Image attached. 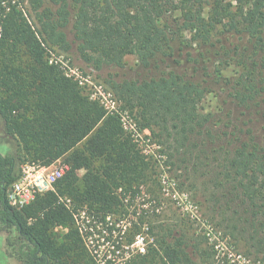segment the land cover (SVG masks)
I'll return each instance as SVG.
<instances>
[{
  "label": "trees",
  "instance_id": "obj_1",
  "mask_svg": "<svg viewBox=\"0 0 264 264\" xmlns=\"http://www.w3.org/2000/svg\"><path fill=\"white\" fill-rule=\"evenodd\" d=\"M24 1L25 9L0 0V119L15 141L0 153V226L15 233L21 263L99 264L81 234L80 213L123 217L137 193L150 194L158 214L119 224L125 264L212 258L201 238L157 212L161 189L155 162L143 152L148 144L48 62V50H70V24L77 53L92 69L122 68L126 56L135 57L143 77L117 81L110 74L106 83L138 130L149 132L168 171L182 177L180 186H201L213 217L264 262V144L249 124L264 117V0ZM231 64L239 73L226 84L230 97L251 118L219 128V116L200 111L209 90L197 77L221 81ZM58 160L70 170L52 191L20 209L8 204L7 189L25 165ZM137 236L146 254L132 249Z\"/></svg>",
  "mask_w": 264,
  "mask_h": 264
},
{
  "label": "rangeland",
  "instance_id": "obj_2",
  "mask_svg": "<svg viewBox=\"0 0 264 264\" xmlns=\"http://www.w3.org/2000/svg\"><path fill=\"white\" fill-rule=\"evenodd\" d=\"M18 1L24 9L27 8L24 0ZM65 32L71 46L70 50L68 52H63L57 48L48 50V62L58 64L66 76L78 83L82 93L89 99L92 96L97 97V89L101 87V92H110L117 100L114 92L106 83V79L110 74L114 75L117 81L143 77L144 73L137 67L136 59L132 55L125 57L122 68L105 67L102 70L92 69L77 53L71 24L65 29ZM238 73V68L231 64L222 70L223 79L221 81H217L215 77L209 78L201 74L197 77L209 90V93L199 105L200 111L219 116L215 119L216 121L221 120L219 121V128L222 127L223 122L227 123L228 120L238 124L251 118L250 114L247 116L240 114L241 110L236 108L234 101L230 97V91L226 86L227 82L237 77ZM118 105L128 127V130L124 131L131 133L135 139L138 138L139 142H146L148 145H145V151L143 152L147 156H152V161L155 162L156 177L161 189V209L157 212H162V215L172 224L179 223L183 233L187 236L203 240L202 247L208 246L212 251V258L209 259L208 264H264V262L254 260L252 256L248 255L243 243L231 237L230 233L218 223L219 219L213 217L209 208L211 205L205 202L201 186L198 185V189L192 187L194 190L187 188L188 184L186 183V188L180 186L183 181L182 177H179L177 173L168 171V167L166 168L164 165L165 159L159 157L157 153L158 148L154 145H149L150 140L146 139L150 138L149 132L147 130L139 131L133 117L122 107L120 102ZM129 124L134 127H130ZM249 124L250 128L254 129L258 139L264 144V117L260 116L259 121L254 120ZM14 145L15 141L5 136L3 123L0 119V153L6 154L14 148ZM234 145L235 143H232L228 148H233L235 147ZM58 164L66 163L63 160H58L47 166ZM27 166L29 165H25L23 168ZM76 175L81 177L83 170H77ZM151 199L152 196L145 193H137L134 197L127 199L126 202L130 205L129 213L123 215V217H104L91 211L80 213L78 224L80 225L81 234L99 264H125L126 253L119 247L121 240L119 224L122 222L123 224L136 222L143 218L146 220L155 219L154 214L158 213L153 214L152 209L156 202H151ZM145 230H148V228ZM177 230L179 229L177 228ZM143 238L137 236V243L132 246V249L137 254H146L149 250V246L143 241ZM15 239L16 235L14 232L0 226V264H22L17 256L20 243L15 241ZM142 247L144 248L143 253L139 250Z\"/></svg>",
  "mask_w": 264,
  "mask_h": 264
},
{
  "label": "built area",
  "instance_id": "obj_3",
  "mask_svg": "<svg viewBox=\"0 0 264 264\" xmlns=\"http://www.w3.org/2000/svg\"><path fill=\"white\" fill-rule=\"evenodd\" d=\"M52 63V62H50ZM82 84L81 82H79ZM101 87L97 89V97L90 99L97 101L104 108L106 113L118 115L122 127L128 130L127 124L119 108V102L115 100L110 92H101ZM130 127H134L130 125ZM70 170L68 164H58L55 166H35L29 165L22 169L21 177L10 185L7 189L6 198L8 204L14 209H20L29 204L37 194H44L54 189L56 182ZM137 241V240H136ZM137 243V242H135ZM143 253L144 248H139Z\"/></svg>",
  "mask_w": 264,
  "mask_h": 264
}]
</instances>
